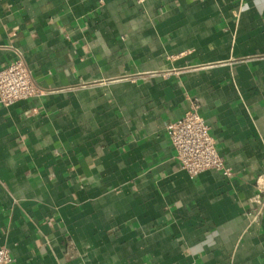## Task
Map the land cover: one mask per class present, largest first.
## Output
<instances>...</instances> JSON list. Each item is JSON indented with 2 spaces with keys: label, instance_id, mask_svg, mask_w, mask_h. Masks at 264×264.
I'll return each mask as SVG.
<instances>
[{
  "label": "crops",
  "instance_id": "0c3cea01",
  "mask_svg": "<svg viewBox=\"0 0 264 264\" xmlns=\"http://www.w3.org/2000/svg\"><path fill=\"white\" fill-rule=\"evenodd\" d=\"M0 248L11 264H264V0H0ZM230 176L194 178L193 106Z\"/></svg>",
  "mask_w": 264,
  "mask_h": 264
},
{
  "label": "built area",
  "instance_id": "2783aa9c",
  "mask_svg": "<svg viewBox=\"0 0 264 264\" xmlns=\"http://www.w3.org/2000/svg\"><path fill=\"white\" fill-rule=\"evenodd\" d=\"M43 93L25 61L18 59L0 70V103L4 106L10 107ZM167 130L176 150V159L190 177L194 178L207 171H219L225 176L232 174L197 105L187 111L182 119L170 123ZM12 262L9 248H0V264Z\"/></svg>",
  "mask_w": 264,
  "mask_h": 264
}]
</instances>
